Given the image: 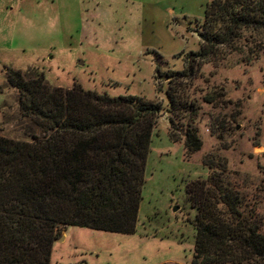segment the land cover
Listing matches in <instances>:
<instances>
[{
	"label": "rangeland",
	"instance_id": "1",
	"mask_svg": "<svg viewBox=\"0 0 264 264\" xmlns=\"http://www.w3.org/2000/svg\"><path fill=\"white\" fill-rule=\"evenodd\" d=\"M209 1L0 0L1 136L41 134L19 112V92L6 81L10 69L25 78L43 74L51 88L79 83L87 91L140 96L161 106L135 233L65 227L49 264H190L197 214L190 194L193 185L209 191L210 174L241 199L245 215L263 219L264 233V53L252 55L264 34L255 37L260 45L242 41L218 64L204 61L196 68L194 62V73L175 78L180 106L171 107L166 95L172 82L164 75L186 69L187 55L199 49L196 29ZM188 131L199 141L197 151L184 145Z\"/></svg>",
	"mask_w": 264,
	"mask_h": 264
},
{
	"label": "trees",
	"instance_id": "2",
	"mask_svg": "<svg viewBox=\"0 0 264 264\" xmlns=\"http://www.w3.org/2000/svg\"><path fill=\"white\" fill-rule=\"evenodd\" d=\"M248 31L255 34L245 36ZM196 32L199 49L187 55V68L164 75L172 82L166 90L171 107L182 104L175 78L194 73V62L196 68L204 61L218 64L242 41L260 45L255 37L264 34V0H210ZM254 51L264 53V44ZM6 81L19 92V112L41 134L31 133L29 140L0 135V264H49L65 227L134 234L159 103L91 92L79 83L51 88L43 74L25 78L13 69ZM184 145L198 150L193 132L185 134ZM207 179L209 191L193 185L190 194L197 210L190 264L264 259L263 219L245 215L241 199L214 174ZM221 204L223 214L217 210Z\"/></svg>",
	"mask_w": 264,
	"mask_h": 264
}]
</instances>
